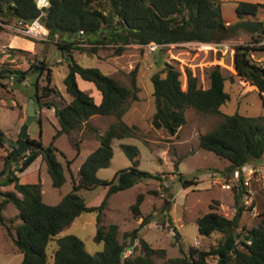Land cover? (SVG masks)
Instances as JSON below:
<instances>
[{"label":"trees","instance_id":"16d2710c","mask_svg":"<svg viewBox=\"0 0 264 264\" xmlns=\"http://www.w3.org/2000/svg\"><path fill=\"white\" fill-rule=\"evenodd\" d=\"M264 2L239 1L235 7L238 20L254 17ZM39 16L40 22L48 30V41L53 42L63 55L67 50L86 49L95 53L97 45L111 44L116 54H121L128 44L163 46L183 43H221L230 38L228 25L222 17L221 0H49V6L40 11L34 0H0V19L12 21L17 18ZM82 31V33H80ZM264 30L255 33V41ZM254 34H252L253 36ZM93 44L84 48L83 43ZM264 50L263 48H259ZM11 50L24 51L19 48ZM248 46L234 47V68L237 77L249 81L259 92H264V67L252 63L248 58ZM67 73L63 79L65 90L71 100L62 106L55 102L46 101L43 104L54 108L58 115L60 128L56 130L49 146L44 147L39 140L29 139L33 148L20 154L15 161L23 158V172L39 155H42L47 172L51 177L53 187H60L65 182L64 167L57 159L56 153H62L55 147L56 138L62 134L70 135L82 127L84 122L93 115H112L116 118L105 132L98 136L99 145L80 164L77 177L72 180V189L56 204H47L42 199L41 183H22L11 172L0 185L13 184V190L4 192L5 198L0 201V223H4L3 209L12 203L17 213L5 224L8 235L16 249L22 253L21 264H50L47 245L59 232L68 227L75 218L83 213L96 214L97 231L93 239L103 242V249L95 254H89L84 249L83 242L75 235H65L57 239L56 249L52 255L51 264H153V256H165V249L153 248L146 240L139 238L142 227L149 224L151 215H142L140 206L145 193L140 192L130 206L132 214L141 218L139 225L129 232H124V239L130 243L138 240L142 253L133 257L124 255L129 246L119 240L117 223L104 225V210L109 198L120 191L126 190L145 180L164 181L162 172L151 173L138 168L139 151L135 145L121 144V149L131 160L132 166L116 172L112 179H102L97 176L101 168L109 166L113 157L112 142L114 139L137 137V126L128 125L123 116L127 112L129 100H138L139 87L136 82V70L131 72L130 86L103 73L98 67H85L71 54L67 55ZM39 74H45L46 84L42 94L37 91L34 98H41L60 92L50 86L51 68L45 62L32 64ZM8 70H0V77ZM186 85L182 86L181 72L171 63L166 62L162 70L151 75L155 111L151 124L155 129H164L169 134H175L185 124V110L194 108L205 114H220L222 119L212 130L199 136V147L213 152L228 161L223 171L229 176L245 164L259 159L264 155V122L262 116H248L239 113L222 114L220 107L229 100V94L224 90V82L234 79V75L226 76L218 65L208 68V86L199 85V79L186 68ZM10 77L20 84L26 72L11 71ZM77 76L92 82L101 93V101L96 103L92 96L82 90L77 84ZM45 101V100H44ZM4 133L0 129V144L4 143ZM10 148L5 156L4 168L0 170V179L7 173L8 162L14 148ZM77 145V143H75ZM45 150L43 152L42 150ZM78 152V151H77ZM70 165L72 160H66ZM175 179L183 187L195 184L194 179H185L176 168ZM98 186L106 188L99 204H88L78 194L81 189H94ZM165 189H168L165 188ZM148 193H157L150 190ZM240 188L233 187L234 206L236 213L228 218L217 212L218 205L211 204L209 211L196 219L198 233L208 237L213 233L222 234L217 244L207 250L189 247L187 252L181 248L182 255L172 257L163 264H210L208 259L213 257V264H264V210L261 224L258 227L230 231L238 227L242 212ZM170 201L166 200V205ZM251 208V206H250ZM249 209V208H248ZM131 245V244H130Z\"/></svg>","mask_w":264,"mask_h":264},{"label":"rangeland","instance_id":"374dc122","mask_svg":"<svg viewBox=\"0 0 264 264\" xmlns=\"http://www.w3.org/2000/svg\"><path fill=\"white\" fill-rule=\"evenodd\" d=\"M239 1L242 0H221L222 17L230 21L228 24L238 21L235 7ZM245 1L264 2V0ZM245 20H258L264 24V8H260L254 17H248ZM254 37H256L255 33L238 31L221 43H174L163 46L161 49L157 47L154 51H149L146 45L128 44L121 54H116L111 44L97 45L95 53L86 49H76L74 58L81 65L98 67L103 73L113 76L124 85L130 86L131 72L136 70V82L139 87L137 92L139 99L129 100L127 112L123 116V120L128 125L137 126V137L114 139L110 164L106 168L99 169L97 176L102 179H112L117 171L132 166L131 160L121 149V144H130L138 148L140 170L151 173L162 172L165 178L162 182L154 179L145 180L109 198L102 223L104 225L112 222L118 224L119 240L129 246L126 254L135 257L142 253L138 240L130 243L129 238L123 237L124 232L133 230L141 222V218H136L130 210L131 204L135 202L140 192L145 193L144 201L140 206L141 213L151 215V221L140 229L138 237L146 240L153 248L165 249L164 257L153 256V264H163L169 258L181 256V248L184 252H187L189 247L207 250L218 243L222 234L213 233L204 237L198 233L197 229L196 219L209 211L211 204L217 202V212L228 218H232L236 213L233 191L222 186L231 177V175L222 174L228 161L211 151L200 148L198 144L199 136L217 126L222 116L187 108L184 112L185 124L175 134L171 135L162 128L155 129L151 124L155 106L152 95L153 84L150 78L154 72L162 70L168 62L180 70L183 87L186 85L185 71L189 68L192 74L198 77L199 85L206 88L208 68L218 65L222 68L224 75L235 76L234 79H227L224 82V90L229 94V100L220 107L221 113L262 116L261 121L264 122V92H259L249 81L238 78L234 68V47L237 45L248 46L250 61L264 67V50L259 49L264 47L262 40L264 33L257 37L258 41H255ZM11 39L19 46L11 45ZM28 42L35 44V50L21 47L28 45ZM82 46L89 48L93 44L85 42ZM11 48L24 51H13ZM219 50L220 54H218ZM42 60L51 68L49 85L56 88L60 96L52 94L41 98L39 103L34 101L36 119L28 126V138L39 140L44 147H47L60 125L54 108L46 107L43 102L51 101L62 106L71 100L63 83L67 73L66 60L62 50L53 42L16 36L5 29H0V70H8L0 77V129L4 133V143L0 144V170L4 168V159L10 150L5 139L15 141L20 136L27 116L26 105L29 98L34 97L36 90L34 81L38 83L39 94H42V87L46 84L45 74H39L37 68L31 67L32 64ZM16 70L26 72L20 84L10 77V72ZM78 86L93 99L95 93H98L92 83L80 78H78ZM115 121L116 118L112 115L93 116L70 135L62 134L56 138L54 145L62 152L56 153L57 159L62 163L67 177L66 182L60 187L52 186L42 155H39L23 172L19 171L16 176L22 183L40 182L44 202L56 204L72 189L69 169L75 172V169L98 145V136ZM66 160H72L70 165ZM176 168L185 179H194L195 184L183 187L181 182L175 179ZM167 187L168 189H165ZM255 187L251 206L255 205L256 209L251 211L250 208L244 207L238 227L232 226L230 231L235 229L239 232L261 224L264 190L260 191L258 186ZM10 190H13V184L0 185V200L4 192ZM105 190L104 186H98L94 189H81L78 194L88 204L97 205L102 200ZM150 190H156L157 193H148ZM167 199L170 201L168 205H166ZM2 213L4 223L9 224L13 231V225L16 222L10 223V219L17 213L16 208L12 203H8ZM5 224L0 223V264H21L23 255L16 249ZM96 231L94 212L83 213L75 218L68 227L49 241L46 249L49 263L53 261L52 255L57 246V239L65 235H75L79 238L89 254L101 251L103 242H96L93 239ZM215 261L213 257L208 259L210 264Z\"/></svg>","mask_w":264,"mask_h":264},{"label":"built area","instance_id":"2783aa9c","mask_svg":"<svg viewBox=\"0 0 264 264\" xmlns=\"http://www.w3.org/2000/svg\"><path fill=\"white\" fill-rule=\"evenodd\" d=\"M36 8L40 11V14L44 12V9L49 6V0H34ZM0 29H5L16 36H23L35 40H47L48 30L40 22L39 16L33 21H27L23 18H17L12 21H4L0 19ZM82 33V31H80ZM264 42V37H262ZM149 51H154L158 46L154 42L146 44ZM11 172L16 176L19 172V168L22 166L23 158H20L17 162L14 161ZM222 186L225 189L233 191V187L236 186L241 189V205L245 208H250L253 202V196L255 192V186L260 188V191L264 190V155L259 159L253 160L241 168L235 169L231 173L228 182L225 181ZM251 203V204H250ZM249 205V206H247ZM256 206H251L250 210H255ZM125 253L124 255H128Z\"/></svg>","mask_w":264,"mask_h":264},{"label":"water","instance_id":"95a60500","mask_svg":"<svg viewBox=\"0 0 264 264\" xmlns=\"http://www.w3.org/2000/svg\"><path fill=\"white\" fill-rule=\"evenodd\" d=\"M34 19H36V17L27 18L25 20L33 21ZM263 26L264 24L258 20H238L235 23L228 24V31H229L230 36L234 35L238 31H246L248 33H257L263 29ZM220 53L221 52L219 50L218 54ZM66 60L68 61L69 58H67ZM34 101H35L34 97H31L28 100V103L26 105V115L27 116L21 128L19 138L15 141L5 139V141L14 148V151L11 155V160L8 162L6 175L2 179H0L1 182H4L6 180V177L11 174L12 163L15 161V159L20 154H23L27 152L28 150H30L31 148H33V144L30 143L29 138H28V126L31 121L36 119L35 110H34ZM42 151L45 152L44 149ZM1 197L2 199L5 198L4 195H2Z\"/></svg>","mask_w":264,"mask_h":264},{"label":"crops","instance_id":"0c3cea01","mask_svg":"<svg viewBox=\"0 0 264 264\" xmlns=\"http://www.w3.org/2000/svg\"><path fill=\"white\" fill-rule=\"evenodd\" d=\"M242 1H245V0H242ZM223 19L225 20V22H226V24H228L230 21L229 20H226L224 17H223ZM11 45H14V46H19V45H16V43L14 42V40L13 39H11ZM21 47H25V48H28V49H34L35 50V44H33L32 42H28V45H23V46H21ZM75 51H76V49H71V50H67L66 52H65V55H64V59L66 60L67 59V55L71 52V54H72V56L74 57V54H75ZM77 60V59H76ZM66 64H67V60H66ZM107 74V73H106ZM109 75V74H108ZM78 78H80L79 76H77V84H78ZM81 79V78H80ZM83 80V79H82ZM85 81V80H84ZM87 82H89V81H87ZM90 83H92V82H90ZM93 84V83H92ZM94 85V84H93ZM95 87V86H94ZM83 90V89H82ZM95 90L99 93H95V97H94V101L96 102V103H99L100 101H101V93L96 89V87H95ZM126 114V113H125ZM93 116H105V115H93ZM93 116H91L90 118H89V120L93 117ZM98 141V140H97ZM98 145H99V141H98ZM97 145V146H98ZM97 146L95 147V149L97 148ZM95 149H93V151L95 150ZM45 165H46V163H45ZM80 166V165H79ZM79 166L75 169V172H72L71 171V169H69V179H70V185H71V188H72V178H76V176H77V171H78V169H79ZM46 170H47V166H46ZM66 180H67V177L65 176V182H66ZM41 191H42V189H41ZM64 196V195H63ZM62 196V197H63ZM61 197V198H62ZM61 198H60V200H61ZM42 199H43V201H44V198H43V194H42ZM59 200V201H60ZM58 201V202H59ZM57 202V203H58ZM48 204V203H47Z\"/></svg>","mask_w":264,"mask_h":264}]
</instances>
